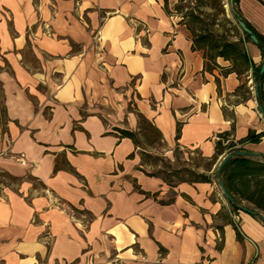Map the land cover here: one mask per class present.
<instances>
[{
    "label": "crops",
    "instance_id": "obj_1",
    "mask_svg": "<svg viewBox=\"0 0 264 264\" xmlns=\"http://www.w3.org/2000/svg\"><path fill=\"white\" fill-rule=\"evenodd\" d=\"M173 5L0 0V172L16 180L0 185V264H264V211L243 197L253 178L237 175L264 165V136L226 164L236 160L231 203L219 175L173 186L150 176L111 129L136 132L141 113L166 158L215 159L200 174L228 155H217L221 136L264 131L251 73L208 71ZM239 7L264 35V0ZM247 48L260 66V48Z\"/></svg>",
    "mask_w": 264,
    "mask_h": 264
},
{
    "label": "trees",
    "instance_id": "obj_2",
    "mask_svg": "<svg viewBox=\"0 0 264 264\" xmlns=\"http://www.w3.org/2000/svg\"><path fill=\"white\" fill-rule=\"evenodd\" d=\"M184 0H179V3H182ZM195 2L194 7H189V10L183 14L182 24L186 26L188 31L192 36L193 45L196 49L202 50L204 52L205 60H206V69L208 71H212L215 68H219L222 70L224 76H227L230 73H236L238 76L242 77L243 75H248L251 73V78L253 80L254 86L258 87V95L257 100L260 106L264 110V87L263 80L264 76L260 75V66H256L249 54L247 44L252 43L250 36L238 34L237 30V21L238 19L243 20L247 27L251 29L253 34L256 35L259 40V45H257L261 52L262 57L264 59V35L260 34L242 15V12L239 7V0H233V4H230V1L227 0V4L229 5V11L227 12L224 7V0H193ZM165 5L168 10V0H165ZM186 6H182L178 4L175 10L178 13H183ZM169 11V10H168ZM169 13H171L169 11ZM231 24L233 27L234 36L230 37L227 32H224L220 29V26L223 27V24ZM236 24V25H235ZM218 58H222L225 61H229L231 63L230 69H224L220 67L216 61ZM218 82V79H217ZM245 84L240 86V89L243 90L245 88ZM139 120V127L136 132L114 128V131L117 132L120 138H129L133 140L135 145L138 148H141V144L139 142V138L143 137L149 145L152 143H158V145L162 146V137L159 131L141 114L136 113ZM1 122L2 125L5 126L7 124V120L5 119L4 110L1 111ZM180 128H178V132ZM229 134H224L221 136V139L217 142V155H221L223 153L231 154L236 153L242 150V146L247 143H257L264 136V131L260 134H256L255 132H251L249 136L241 141L239 144L234 143L228 139ZM153 138V139H152ZM142 153H148L146 150H142ZM142 155V160L144 161V155ZM236 162V160H232L230 163ZM215 163V159L210 161L206 170L208 172L211 171L213 164ZM229 163V165H230ZM226 167L222 170L220 174L217 172L213 173H205L200 174L195 172L194 170H188L186 173L188 178H184L185 176H181L182 172H172L169 175V178H163L165 182L169 185L173 186L176 184L173 181L174 179H179L178 182H189V183H198L212 182L217 175L221 177L226 190L228 193L235 197V193L233 190L232 182H233V172H226ZM244 166V165H240ZM245 167V166H244ZM250 172H237V175H250L253 178V189L248 191V186L245 184V190L247 192L242 193L243 197H245L248 201L255 204L258 208L264 211V165H257L255 167L246 166ZM162 173V172H161ZM161 173L159 174H149L150 176L161 177ZM171 178V179H170ZM177 182V183H178ZM239 208L236 204H231V211L234 213ZM238 233L239 238L241 237V232L238 229L237 225L232 221L231 222ZM162 250V249H161Z\"/></svg>",
    "mask_w": 264,
    "mask_h": 264
},
{
    "label": "rangeland",
    "instance_id": "obj_3",
    "mask_svg": "<svg viewBox=\"0 0 264 264\" xmlns=\"http://www.w3.org/2000/svg\"><path fill=\"white\" fill-rule=\"evenodd\" d=\"M174 3L172 7V13L178 16L182 22L183 14L189 10V7H194L195 2L193 0H184L182 3H179V0H170V3ZM178 4L182 6H186L183 13H178L175 8ZM224 7L227 12L229 11V5L227 4V0H224ZM236 25V24H235ZM220 29L224 32H227L230 37L234 36L237 33H234L233 27L231 24L224 23L223 27L220 26ZM238 34L242 35L240 28L237 26ZM251 85V83H250ZM247 92H249V88L246 86L242 90V94L244 97H247ZM251 95V94H250ZM101 115L107 116V113L101 112ZM112 130L114 128H111ZM153 139V138H152ZM139 142L141 144V148L139 153H142V150H146L148 153H142L144 156V171L150 174H159L161 173L162 178H169L170 173L172 172H182L181 176H185L184 178H188L187 171L194 170L195 172H199L200 170H204L207 168L209 162L201 159L200 157L194 155L192 156V160L190 162L185 160V156L181 153L177 155L174 160H170L166 158L162 151L160 150V146L158 143H152L149 145L148 142L143 138H139ZM171 179V178H170ZM179 179H174L175 183L178 182ZM0 185H16V180L10 178L6 173L0 172Z\"/></svg>",
    "mask_w": 264,
    "mask_h": 264
},
{
    "label": "water",
    "instance_id": "obj_4",
    "mask_svg": "<svg viewBox=\"0 0 264 264\" xmlns=\"http://www.w3.org/2000/svg\"><path fill=\"white\" fill-rule=\"evenodd\" d=\"M229 1H230V4H233V0H229ZM237 25H238V27L240 28L241 32H242L244 35L246 34V35L250 36V39H251V41H252L253 44H255V45H259V40L257 39L256 35L253 34V32L251 31V29H249V28L247 27V25L245 24V22H243V20L238 19V21H237ZM260 75H261V76H264V60H263V62H262V64H261ZM254 89H255V95L257 96V95H258V87H257V85L255 86ZM258 107H259L260 112H261V113L263 114V116H264V110H263V108L260 106L259 103H258ZM246 154H247L246 152H241V151L236 152V153L228 154L226 157H224V159L222 160V162L219 164L218 169H217L218 174H220V173L222 172L224 166H225V165H226V164H227L232 158H234V157H236V156H244V155H246ZM219 186H220L221 191H222L223 195L225 196V198H226L229 202L234 203V199H233V197H232V196L228 193V191L226 190L225 185H224V183H223L222 180L219 181ZM246 211L249 212V213H251V214H253V212L250 211V210H246ZM261 218H262V220H263V222H264V216H262Z\"/></svg>",
    "mask_w": 264,
    "mask_h": 264
},
{
    "label": "built area",
    "instance_id": "obj_5",
    "mask_svg": "<svg viewBox=\"0 0 264 264\" xmlns=\"http://www.w3.org/2000/svg\"><path fill=\"white\" fill-rule=\"evenodd\" d=\"M252 83V82H251ZM252 86H253V89H254V84L252 83ZM257 114H258V116H259V118L263 121V123H264V116H263V114L260 112V110H257ZM19 161L22 163V164H25V161H24V159L21 157V158H19Z\"/></svg>",
    "mask_w": 264,
    "mask_h": 264
}]
</instances>
